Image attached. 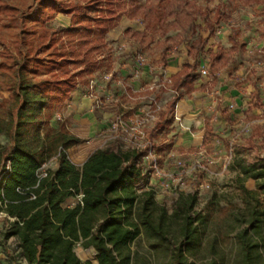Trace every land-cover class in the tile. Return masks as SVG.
<instances>
[{
    "label": "trees",
    "instance_id": "trees-1",
    "mask_svg": "<svg viewBox=\"0 0 264 264\" xmlns=\"http://www.w3.org/2000/svg\"><path fill=\"white\" fill-rule=\"evenodd\" d=\"M140 12L135 0H0V136L8 142L0 144V203L14 219L7 238L17 239L27 264H92L79 258L77 245L94 250L98 264H133L131 245L142 232L172 246L175 264H196L191 258L209 218L195 212L197 193H178L169 213L149 185L147 150L116 140L78 166L68 151L82 140L63 121L52 125L100 70L110 30ZM58 14L70 18L69 28L48 27ZM196 66L186 64L176 74L177 89L193 88ZM52 161L57 167L47 168ZM249 179L255 189L241 186L244 209L234 217L236 262L264 264V157L241 167L240 181ZM70 199L77 201L67 205Z\"/></svg>",
    "mask_w": 264,
    "mask_h": 264
},
{
    "label": "rangeland",
    "instance_id": "rangeland-1",
    "mask_svg": "<svg viewBox=\"0 0 264 264\" xmlns=\"http://www.w3.org/2000/svg\"><path fill=\"white\" fill-rule=\"evenodd\" d=\"M135 3L141 5V14L133 19L121 17L117 26L106 36L107 46L102 52L101 68L96 71L103 73V81L105 76L115 82L123 78L128 83L132 80L141 81L144 73L156 78L161 66L173 59L184 58L189 64H197L192 74L202 89L205 87L209 93H214L225 86L227 93V84L230 83L229 87L237 88L243 96V104L238 106L240 114L235 112L237 105L234 108L225 107L217 114L216 121L207 123L210 132L202 148L208 151L212 159L201 157L198 153L193 159L181 160L191 170L182 190L169 194L156 193L157 202L165 205L171 213L172 203L178 193L195 192L198 194L195 212L209 215L207 226L202 228L201 245L191 261L208 264L214 258L218 264H238L239 245L234 239L238 229L234 217L239 215V209H244L241 186L255 189L253 180L240 181L241 167L264 157V0H135ZM47 25L53 30L67 29L71 21L58 14ZM203 42L206 45L200 50ZM203 65H208L206 75L200 73ZM154 81H150V84L141 81L140 88L143 90L138 92H132V88L127 87L125 95L120 98L126 108H121L122 112H118L119 116L114 120L150 113L156 124L165 113L160 107L159 93L176 94L172 89L146 88L145 85L151 87ZM89 85H96L93 75L89 77V83L81 87ZM172 85L176 89L174 83L169 87ZM111 89L115 91L114 86ZM156 89L160 91L154 96ZM180 96L184 99L192 97L185 92H181ZM214 97L218 105L227 104L224 93L219 92ZM142 106L151 108L149 111H138ZM65 110L63 104V112ZM167 115L170 117L171 114ZM56 121L57 116L52 125ZM169 133L170 128H162L154 138L161 167L164 166L165 158H169L168 154L185 153L173 147L174 143L169 142L171 138H167ZM110 140L115 141L113 134ZM165 140L169 141L165 143ZM231 143L232 159L223 171L221 162L230 151ZM0 144L6 146L8 142L0 136ZM68 154L73 157L71 151ZM197 164H201L204 169L194 170ZM48 167L54 168L55 161L50 162ZM201 184L209 185L210 188H201ZM141 189V186L138 187V191ZM76 201L70 199L67 205H74ZM173 229H177L176 224ZM9 231V221L0 220V253L9 264H21L17 239L7 238ZM171 250L172 246L149 239L142 232L131 245L135 256L133 264H175ZM75 251L82 261L98 264L94 250H84L77 245ZM261 251L264 258V246Z\"/></svg>",
    "mask_w": 264,
    "mask_h": 264
},
{
    "label": "crops",
    "instance_id": "crops-1",
    "mask_svg": "<svg viewBox=\"0 0 264 264\" xmlns=\"http://www.w3.org/2000/svg\"><path fill=\"white\" fill-rule=\"evenodd\" d=\"M186 64L189 63L184 61V58L173 59L161 66L156 78L144 73L142 74L141 81L143 84H146L147 82L150 84V81L155 80L153 85H150L151 87L156 86L165 80H170L175 84L176 74L180 72L183 66ZM206 67L208 69V65L201 66V74L203 70H206ZM192 73L191 79L193 80V88L190 91H187L184 88L175 89L173 85L171 88L169 87L173 91H176L179 94V97L174 95L172 92L161 91V93H159L160 90H164L162 88H158L160 90L156 89V92L153 94L154 96L157 93H159V96L161 95L160 107L163 111H165L161 119L157 120L156 124L155 121H153L147 126V137L153 144L155 154L158 153L155 150L154 138L158 131H161L162 128L163 130L170 128V133L167 135V138H171L172 140H165L164 142H173V147L175 149L179 148V151H185V153L182 155H175L173 153L168 154L169 158H165V161L163 162V167L165 168L171 169L175 167H172V165L176 164L177 162L173 160L181 161L184 159L187 160L188 158V160L193 159V156L197 155L199 150L206 145L204 141L206 140L207 142L208 132H210L208 127L209 125H207V123L209 124L213 121H216L219 111L222 108H228L231 105H237L235 112L240 114L241 110L238 108V106L243 104V96L241 95V92L235 87L230 88V83L227 84V93L225 91V86H222L219 91L209 93L208 90H205V87L202 89V86L198 85L196 77ZM101 74V76L98 72L93 74L94 83L96 82L95 86L89 85L84 88L79 87L75 93L64 103L66 110L62 114H59L60 119L57 118L66 124L68 130L74 136L82 140V143L69 150L73 153V157L68 154L71 161L78 166H82L93 151L99 148H109L114 144L115 141L110 140V137L112 136L110 124L115 117L119 116L117 115L118 112H122L121 108H126L125 105L122 104L120 98L125 95L124 93H126V90H128L127 87L132 88V92L143 90L140 88L141 81L132 80L128 83L125 78L116 82L114 79L110 78L103 81L101 78L103 77V73ZM108 81L110 83H108ZM113 86L115 87V91L111 89ZM145 86L146 88H151L148 87L149 85ZM92 87L95 98L90 96ZM181 92H185L189 95L191 94L192 97L184 99L180 96ZM219 92L224 93V100H227V104L225 103L226 105L217 104L216 98L214 96H217ZM97 100H99L101 104H98ZM174 100L176 101L175 108L172 112H169L168 105ZM150 108V106H142L139 107L138 111H149ZM167 113L171 114L170 117L167 115ZM54 126H57L56 122ZM159 127L161 130H159ZM217 128L220 127L218 126ZM212 132H214V130ZM56 167L57 164L55 162V167L51 169H55ZM156 183V179L150 177L149 185L154 187ZM67 202H69V200ZM0 257L2 260H4L1 253ZM5 259L7 260V258ZM4 263L9 264L8 260L7 262L4 260ZM21 264L27 263L21 258Z\"/></svg>",
    "mask_w": 264,
    "mask_h": 264
},
{
    "label": "built area",
    "instance_id": "built-area-1",
    "mask_svg": "<svg viewBox=\"0 0 264 264\" xmlns=\"http://www.w3.org/2000/svg\"><path fill=\"white\" fill-rule=\"evenodd\" d=\"M203 75L207 74L206 70L202 71ZM102 74H100L101 76ZM110 77L105 76V79L108 80ZM172 82L170 80H165L164 82L159 83L155 87L162 88L164 90L172 91L169 88ZM178 96V93L174 91ZM90 96L95 98L93 87L91 88ZM98 104H101L97 100ZM234 108L233 105L230 106ZM57 118L60 119V116L57 115ZM153 122V116L150 113H145L140 116L128 117L123 120L120 117L116 118L110 124V131L114 135L115 141H120L125 147L137 149V150H147L146 155L143 157V167L145 171L149 174L150 177L156 179L157 183L153 187L156 193L159 194H169L173 192H179L185 185L187 176L191 174V170L185 167V163L178 160L177 165L174 169H169L161 167L157 156L154 152L153 144L147 137V126ZM230 151L226 154L221 162L222 170L227 169V164L232 159V149L233 145L230 144ZM199 155L201 157H206L212 159V156L208 153L206 149L201 148L199 150ZM212 163V161H210ZM9 164V162H8ZM194 170L201 171L204 167L201 164H197ZM40 176H46V168L42 170ZM201 188L209 189V185H200ZM80 201V198L78 199ZM2 205L0 203V220L13 221V218L7 216L2 210ZM0 264H5L0 257Z\"/></svg>",
    "mask_w": 264,
    "mask_h": 264
}]
</instances>
